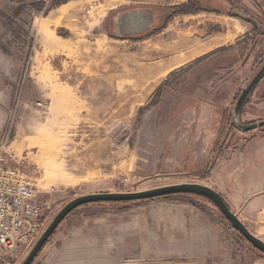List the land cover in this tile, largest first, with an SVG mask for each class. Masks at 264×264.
Instances as JSON below:
<instances>
[{
    "label": "rangeland",
    "instance_id": "obj_1",
    "mask_svg": "<svg viewBox=\"0 0 264 264\" xmlns=\"http://www.w3.org/2000/svg\"><path fill=\"white\" fill-rule=\"evenodd\" d=\"M65 1L0 0V156L19 167L51 204L43 230L62 206L82 195L196 180L173 169L177 161L161 151L157 118L169 107H159L161 93L183 78L191 59L233 41L246 25L261 58L254 75L264 63V0H229L224 11L216 0L204 3L207 10L192 0L184 5L149 0L173 8L172 14L156 30L133 37L114 31L111 16L100 18L114 2L70 0L61 8ZM250 17L261 25L250 23ZM227 28L234 31L213 42ZM180 65L181 72H174ZM163 199L193 203L231 227L211 201L196 195L91 203L66 217L33 264H47L66 243L84 239L137 241L138 234L128 233L122 222ZM106 214L114 226L96 234ZM245 223L264 240V209ZM36 240L1 254L0 264H20ZM228 240L227 264H264V254L237 230ZM111 250L101 255L114 256L117 264H141L137 248ZM81 251L90 255L94 249Z\"/></svg>",
    "mask_w": 264,
    "mask_h": 264
},
{
    "label": "crops",
    "instance_id": "obj_2",
    "mask_svg": "<svg viewBox=\"0 0 264 264\" xmlns=\"http://www.w3.org/2000/svg\"><path fill=\"white\" fill-rule=\"evenodd\" d=\"M189 1L179 0L175 5ZM192 1L202 9H209L204 4L209 0ZM106 2L115 4L100 18L106 21L111 16L114 31H123L127 37L144 32L150 22H165L160 16L172 14L173 9L149 0H103V4ZM216 2L222 11L229 8V0ZM71 3L65 1L60 7L66 9ZM242 29L233 41L191 59L188 69L183 67V78L174 87H165L159 107H169L158 114L157 127L161 151L177 161L178 165L172 168L196 178L182 182H197L215 189L245 223V219L253 220L264 209V125L242 131L233 121L237 98L261 60L256 41L249 38L250 27ZM233 31L227 28L218 32L213 42ZM182 65L174 72H181ZM240 120L243 124L264 122V77L246 98ZM111 216L106 214L100 219L101 228L100 231L96 228V234L102 235L114 226ZM132 216L121 226L128 233H137L139 240L109 244L105 240L84 239L70 247L66 243L67 251L70 248L78 251L69 255L62 248L47 264H117L114 256L101 253L107 248L114 251L128 247L139 250L141 264H227L230 260L228 238L233 229L211 211L193 203L163 199L148 203ZM103 223L108 224L103 227ZM87 248L94 251L85 255L81 250ZM234 257H240L239 253Z\"/></svg>",
    "mask_w": 264,
    "mask_h": 264
},
{
    "label": "water",
    "instance_id": "obj_3",
    "mask_svg": "<svg viewBox=\"0 0 264 264\" xmlns=\"http://www.w3.org/2000/svg\"><path fill=\"white\" fill-rule=\"evenodd\" d=\"M250 23H254L256 26L258 22L254 19L248 18ZM264 77V63L262 68L258 73L252 76L249 83L241 91L235 106L233 107V121L235 125L242 131H249L256 128L259 125H264V122H255L243 124L240 120V110L243 104L245 103L246 98L254 89L256 84ZM175 194H191L200 196L211 201L223 214V216L230 222L231 227L237 230L246 240H248L253 247L264 254V240L259 239L251 230L245 226V223L239 218V216L234 213L229 205L224 201L223 196L211 188L201 183L197 182H179L169 185H164L160 187H155L147 190L135 191V192H98L91 193L76 197L69 201L66 205L58 211V213L51 220L50 224L39 234L37 240L30 252L20 264H32L39 252L42 250V247L48 242L52 233H54L60 224L68 217L75 209L80 206L91 204V203H104V202H133L140 200H149L163 196L175 195Z\"/></svg>",
    "mask_w": 264,
    "mask_h": 264
},
{
    "label": "built area",
    "instance_id": "obj_4",
    "mask_svg": "<svg viewBox=\"0 0 264 264\" xmlns=\"http://www.w3.org/2000/svg\"><path fill=\"white\" fill-rule=\"evenodd\" d=\"M51 210L29 177L0 156V255L36 240Z\"/></svg>",
    "mask_w": 264,
    "mask_h": 264
},
{
    "label": "flooded vegetation",
    "instance_id": "obj_5",
    "mask_svg": "<svg viewBox=\"0 0 264 264\" xmlns=\"http://www.w3.org/2000/svg\"><path fill=\"white\" fill-rule=\"evenodd\" d=\"M262 9H263V12H264V6H262ZM171 14V12H166L165 13V15L163 16V17H161L160 16V18H167V16L168 15H170ZM264 14V13H263ZM149 15V14H148ZM160 18H158V19H160ZM160 21V20H159ZM159 23V22H158ZM158 23H154V22H150L148 25H147V27H146V29H145V31L144 32H141L140 34H148L149 32H152V31H154V30H156L158 27Z\"/></svg>",
    "mask_w": 264,
    "mask_h": 264
},
{
    "label": "trees",
    "instance_id": "obj_6",
    "mask_svg": "<svg viewBox=\"0 0 264 264\" xmlns=\"http://www.w3.org/2000/svg\"><path fill=\"white\" fill-rule=\"evenodd\" d=\"M179 11H180V12H184V8L179 9ZM190 195H191V194H190ZM170 196H171V195H170ZM163 197H168V196H163ZM54 233H55V232H54ZM52 236H53V233H52L51 237H52ZM51 237H50V238H51ZM46 244H47V243H46ZM46 244L44 245V247L46 246ZM42 250H43V247H42ZM42 250H41V251H42ZM41 251L39 252V254L41 253ZM39 254H38V255H39ZM37 257H38V256H37ZM33 262H34V261H33ZM32 264H33V263H32Z\"/></svg>",
    "mask_w": 264,
    "mask_h": 264
}]
</instances>
